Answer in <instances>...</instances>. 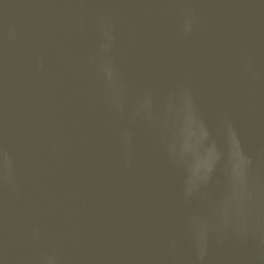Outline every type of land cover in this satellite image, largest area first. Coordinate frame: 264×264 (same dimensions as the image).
<instances>
[{"label": "water", "instance_id": "water-1", "mask_svg": "<svg viewBox=\"0 0 264 264\" xmlns=\"http://www.w3.org/2000/svg\"><path fill=\"white\" fill-rule=\"evenodd\" d=\"M0 264H264V0H0Z\"/></svg>", "mask_w": 264, "mask_h": 264}, {"label": "clouds", "instance_id": "clouds-1", "mask_svg": "<svg viewBox=\"0 0 264 264\" xmlns=\"http://www.w3.org/2000/svg\"><path fill=\"white\" fill-rule=\"evenodd\" d=\"M188 30H190V24L188 26ZM104 47L107 48L108 46L105 45ZM112 73H113V70H112ZM187 102H188L189 107L194 110V106H193L190 98L188 99ZM228 135L231 138L232 144H234L237 149H241L240 140L238 139L237 133H236L235 129L233 128V126L231 125V122H228ZM199 244H200V258L203 259V256L205 255V251H206L207 240L206 239L201 240L199 238Z\"/></svg>", "mask_w": 264, "mask_h": 264}]
</instances>
